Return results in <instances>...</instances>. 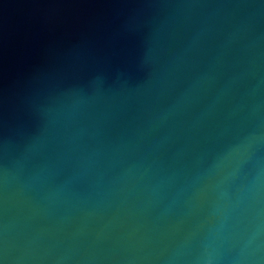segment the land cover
Instances as JSON below:
<instances>
[{
	"label": "water",
	"instance_id": "water-1",
	"mask_svg": "<svg viewBox=\"0 0 264 264\" xmlns=\"http://www.w3.org/2000/svg\"><path fill=\"white\" fill-rule=\"evenodd\" d=\"M0 264H264V0H0Z\"/></svg>",
	"mask_w": 264,
	"mask_h": 264
}]
</instances>
